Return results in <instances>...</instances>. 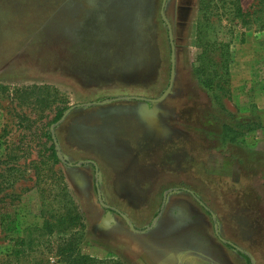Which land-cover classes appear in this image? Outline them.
Instances as JSON below:
<instances>
[{"label": "rangeland", "instance_id": "1", "mask_svg": "<svg viewBox=\"0 0 264 264\" xmlns=\"http://www.w3.org/2000/svg\"><path fill=\"white\" fill-rule=\"evenodd\" d=\"M61 1L0 0V264H264V32L219 0H166L171 91L128 100L169 85L162 0H144L149 51L146 30L108 37L114 24L97 54L82 51L92 39L76 38L74 12L53 15ZM241 123L256 129L241 137ZM71 203L73 229L33 231L43 209ZM189 213L186 235L171 228ZM182 236L193 248L173 252ZM17 238L32 246L15 261Z\"/></svg>", "mask_w": 264, "mask_h": 264}, {"label": "crops", "instance_id": "2", "mask_svg": "<svg viewBox=\"0 0 264 264\" xmlns=\"http://www.w3.org/2000/svg\"><path fill=\"white\" fill-rule=\"evenodd\" d=\"M127 1L130 3L127 4L126 3ZM135 1L137 0H62L61 3L56 7V10L53 11V15L55 14L66 15V14L74 12L70 16H71V21L77 24L76 29H75L76 38L82 37L84 41L87 38L92 39L90 41L86 40L87 43L85 41L84 43L85 45L81 43L80 46L81 47L84 46L82 51L88 52V54H97V53L102 52L100 39L107 35V34H104L103 32H106V31L111 32V29L114 27V24L119 25V27L116 30H114L115 34H111V36H108V37H115V38L116 37L117 38L134 37L133 33H128L131 30H136L137 32L138 31L144 32V30H146V32L148 33L149 28H150L149 21L145 20L142 14L144 0L141 5L138 4L137 6L133 7L132 3ZM61 8L63 9L67 8L69 12L68 13H60V12L56 13ZM74 14L75 16L72 17V15ZM134 14L137 15L136 16L137 19L136 20L130 19V16ZM136 36L143 38L145 37V34L144 33L136 34L135 37ZM117 44L118 43L116 44L114 43L113 48L114 46L117 47ZM85 47L89 49L85 51ZM113 48L106 51V53L111 54V53H115L118 51L116 48H114L115 49L114 51ZM93 67H95L96 69V66H92V68ZM107 68L111 69L112 67H107ZM97 196H98V193H97ZM172 213H173V216H175L174 207H173ZM191 215L192 214L189 213L187 216L185 215L183 217H181L180 215L178 217H171L170 219L172 221V224L174 225V226H171V228L177 230V232L182 233L183 235H186L187 234L186 231L189 229V226L191 224ZM181 218H184V219L182 220ZM161 220L159 222H161ZM188 239L189 238H187L186 236L183 237L181 241H177L175 239L174 242H172V244H170L169 246H172V245L174 246L173 252L176 250L184 251L183 250L184 247L192 249L193 243H189Z\"/></svg>", "mask_w": 264, "mask_h": 264}, {"label": "trees", "instance_id": "3", "mask_svg": "<svg viewBox=\"0 0 264 264\" xmlns=\"http://www.w3.org/2000/svg\"><path fill=\"white\" fill-rule=\"evenodd\" d=\"M219 1L221 3L220 9L224 13L231 12L234 14L235 18H239L241 20V26L242 28H244V30H250L251 28H254L255 30L264 32V0H255L254 4L250 6V9L248 11H243L242 7H240L239 5V0H219ZM151 45L152 43H150V35L148 31V42H147L148 51L150 50L149 47ZM142 48H146V45L144 43V37L142 39ZM241 129L238 135L244 137L247 133H251L256 128L251 126L250 123H241ZM47 137L49 138V140H51V136L48 133H47ZM50 157L53 159L54 163H57L60 160L53 145L51 146ZM69 199L70 198H68V200ZM41 212L44 218L45 225L40 229L33 230V231H38L40 234L44 233L49 236V234H53L54 232H58V231L64 232L69 229H73L76 225H78L77 219L79 218V214L77 212L75 204L73 205V203H71L69 209L65 208L61 212H56V211L52 212L47 209H43ZM13 246L14 249L11 251V254L13 255L12 260L17 261V255H15L14 257V254L19 252V250H23V252H26L28 249H30L32 246V239L17 238L15 239ZM22 246L23 248L20 249ZM239 253L242 256H244L246 260L249 262V259L246 254L241 252ZM98 263L108 264L109 262L108 261L97 262L93 258L80 254H77L75 257L66 261V264H98ZM114 263L120 264L119 261Z\"/></svg>", "mask_w": 264, "mask_h": 264}, {"label": "water", "instance_id": "4", "mask_svg": "<svg viewBox=\"0 0 264 264\" xmlns=\"http://www.w3.org/2000/svg\"><path fill=\"white\" fill-rule=\"evenodd\" d=\"M165 3H166V0H162L161 9H160V15H161V18L164 21L165 25L167 26V29H168V38H169V42H170V46H171V71H170V81H169V85H168L167 89L164 91V93L159 98H157V99H145L143 97H135V96L124 97L125 99H128V100L129 99L144 100V101H148V102H151V103H155V102L161 101L171 91V87H172L173 79H174L175 58H174V45H173L172 30H171V26H170L169 22L167 21V19L165 17V13H164ZM105 102H109V100L108 101H105ZM67 112H68V110L65 112V114ZM97 193H98L97 198H98L100 204L102 206H104V207H107L102 202L101 193L99 192V190H98ZM122 217L125 220V222L127 223V225L129 226V228L131 230L135 231V229H134L132 223L130 222V220L125 215H123Z\"/></svg>", "mask_w": 264, "mask_h": 264}]
</instances>
